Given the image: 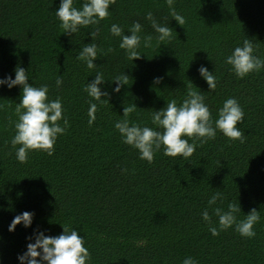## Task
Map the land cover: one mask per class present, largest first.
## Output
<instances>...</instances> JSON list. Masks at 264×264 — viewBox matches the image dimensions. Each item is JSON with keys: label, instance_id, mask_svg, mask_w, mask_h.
Listing matches in <instances>:
<instances>
[{"label": "trees", "instance_id": "16d2710c", "mask_svg": "<svg viewBox=\"0 0 264 264\" xmlns=\"http://www.w3.org/2000/svg\"><path fill=\"white\" fill-rule=\"evenodd\" d=\"M84 2L74 0V6ZM58 6L59 0H0V78H14V69L23 67L29 83L47 84L49 98L61 99L69 122L53 155L31 151L19 163L10 140L21 89L0 86V264H19L17 254L34 229L58 235L61 224L84 236L90 264H182L186 257L197 264H264V70L241 79L225 63L244 39L264 59V0H174L172 9L166 0H116L109 17L72 37L62 33ZM172 10L184 17L183 26ZM149 12L171 28L170 41L157 43ZM134 22L142 25V46L131 61L109 28L117 24L127 35ZM92 31L97 37L91 41ZM145 36L153 38L147 48ZM89 42L98 49L95 70L76 59ZM201 65L215 76L214 91L199 75ZM96 71L106 80L124 73L128 79L119 93L105 82L109 101L97 105L89 126L91 98L82 89ZM190 90L205 97L213 124L223 102L234 97L244 111L237 125L244 142L217 131L215 139L197 140L187 161L161 151L151 163L121 142L113 125L123 119L124 106L137 105L130 122L154 127L151 113L172 99L179 104ZM215 192L221 198L209 206ZM230 204L241 207L238 221L258 210L253 238L241 237L235 225L219 229L213 209L226 212ZM205 209L215 236L201 217ZM24 211L34 212L32 226L9 232L11 220Z\"/></svg>", "mask_w": 264, "mask_h": 264}, {"label": "clouds", "instance_id": "9594fccd", "mask_svg": "<svg viewBox=\"0 0 264 264\" xmlns=\"http://www.w3.org/2000/svg\"><path fill=\"white\" fill-rule=\"evenodd\" d=\"M172 9L174 0H166ZM116 4V0H85L80 8L74 6V0H59V6L54 11L60 22L62 33L72 37L81 28L97 25L101 20L110 15V7ZM172 19L178 25L183 26L184 17L171 11ZM146 19L151 21V27L157 33L156 41L163 44L172 39V30L156 22L152 13L149 12ZM142 25L134 22L129 28L127 35L123 29L112 24L109 32L113 37H119V48L124 50L127 58L133 61L141 56L137 51L142 46V37L139 35ZM91 41L97 37V32L89 33ZM152 36L143 37V47L151 46ZM110 52L111 49H108ZM97 45L86 43L78 53L76 59L82 62L87 69L95 70L97 65ZM256 49L249 39H244L242 44L236 46L231 54L225 57V63L230 65V71L237 78H244L249 73H259L264 70V59L255 54ZM199 75L206 81L209 90L216 88V78L208 68L201 65L197 69ZM14 78L6 75L0 78V86L11 89L19 86L21 95L16 103L15 115L17 117L13 124L15 134L10 140L12 148L15 149L16 160L23 164L28 160V153L41 151L51 156L57 138L65 134L69 122L61 99L56 97L50 99L47 84L39 87L29 83L27 71L20 66L14 69ZM128 76L117 75L111 80H106L104 75L96 71L91 81L83 86V91L90 97L88 106V124L91 126L96 119L97 105L109 101L110 93L104 88L105 82L109 85L114 83L112 93H119L121 87L126 85ZM159 80V78H154ZM63 83L62 77L57 76L55 85L59 88ZM92 101H95L93 103ZM137 105L124 106L123 119L114 123V129L119 133L121 142L130 146L139 153V159L151 163L154 156L161 152L168 157H181L186 161L200 144L215 139L217 131L229 140L244 142V136L238 124L243 122L244 111L234 97L226 99L222 107L217 110V118L214 121L205 97L197 91H188L187 96L179 104L176 99L167 101L166 106L151 113V124L154 127L141 126L130 122L129 116L135 112ZM160 129V130H157ZM192 141V142H189ZM221 198L219 192L213 193L208 199V205H215ZM240 205L230 204L228 210L223 212L219 207L213 209V214L218 217L220 230H225L235 225V231L241 237L253 238L256 233L254 225L259 222L260 215L255 208L251 209L242 220H237L236 213L241 212ZM34 212L24 211L14 216L8 225V231L15 230L17 225L24 228L32 226ZM204 221L209 222V232L215 236L218 229L211 225V217L207 209L201 213ZM62 231L58 235H47L46 230L34 229L33 233L26 236L25 251L17 254L19 264H90L91 255L85 247L84 236L80 235L74 227L62 225ZM182 264H197L192 257H186Z\"/></svg>", "mask_w": 264, "mask_h": 264}]
</instances>
